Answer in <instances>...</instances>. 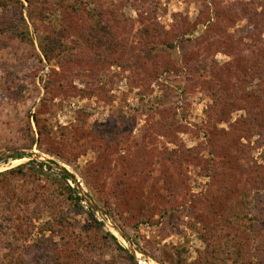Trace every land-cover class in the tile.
<instances>
[{"label":"rangeland","instance_id":"obj_1","mask_svg":"<svg viewBox=\"0 0 264 264\" xmlns=\"http://www.w3.org/2000/svg\"><path fill=\"white\" fill-rule=\"evenodd\" d=\"M263 72L264 0H0V264H264Z\"/></svg>","mask_w":264,"mask_h":264},{"label":"trees","instance_id":"obj_2","mask_svg":"<svg viewBox=\"0 0 264 264\" xmlns=\"http://www.w3.org/2000/svg\"><path fill=\"white\" fill-rule=\"evenodd\" d=\"M171 47L173 46V44H171L170 45ZM261 84L263 85V87H264V72H263V75H262V79H261ZM217 155H216V153H214V155H213V158H215ZM64 176L65 177H67V175H65L64 174ZM230 191L231 192H237V190L235 189H230ZM228 196V195H227ZM215 204H217V205H221V204H225V201H223V196H222V194H219V195H217L216 196V198H215ZM247 202H251V199H248V201ZM244 210V209H243ZM218 211V209H215V212H217ZM233 214V213H232ZM234 214H235V210H234ZM233 214V215H234ZM237 215V214H236Z\"/></svg>","mask_w":264,"mask_h":264}]
</instances>
